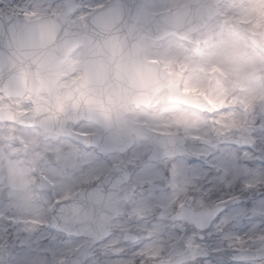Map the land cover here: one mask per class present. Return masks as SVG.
Returning <instances> with one entry per match:
<instances>
[{
  "label": "clouds",
  "instance_id": "clouds-1",
  "mask_svg": "<svg viewBox=\"0 0 264 264\" xmlns=\"http://www.w3.org/2000/svg\"><path fill=\"white\" fill-rule=\"evenodd\" d=\"M0 264H264V0H0Z\"/></svg>",
  "mask_w": 264,
  "mask_h": 264
}]
</instances>
